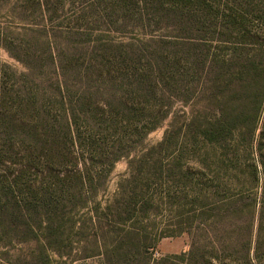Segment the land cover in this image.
I'll use <instances>...</instances> for the list:
<instances>
[{"label":"trees","instance_id":"1","mask_svg":"<svg viewBox=\"0 0 264 264\" xmlns=\"http://www.w3.org/2000/svg\"><path fill=\"white\" fill-rule=\"evenodd\" d=\"M244 1L0 0V48L24 69L0 63L16 242L76 228L102 264H264V6ZM176 104L189 115L131 157ZM181 234L186 252L154 258Z\"/></svg>","mask_w":264,"mask_h":264},{"label":"rangeland","instance_id":"2","mask_svg":"<svg viewBox=\"0 0 264 264\" xmlns=\"http://www.w3.org/2000/svg\"><path fill=\"white\" fill-rule=\"evenodd\" d=\"M255 1L258 3L259 9L264 6V0H254V2ZM243 2L245 1L243 0ZM241 4H243L241 6L243 7L246 3ZM0 20L3 23V18ZM157 34L175 36L177 35V30L170 27ZM0 63L9 66L13 71H24L23 67L10 58L9 55L1 48ZM181 111L186 112L187 115H189L190 108L184 107L181 104H176L166 120H164L157 129L148 134L142 147L136 149L135 152L132 153L131 157H135L143 149H148L159 143L163 138L164 132L171 124L178 126L183 119ZM127 174V160L121 159L114 165V168L108 178L105 192L99 193L96 200H102V202L110 200L117 191V184L119 180L122 177H126ZM164 187L165 189L167 188L166 186ZM161 191H164V188H161ZM155 193V190H149V195H153ZM166 214L167 213L163 215ZM2 220L3 221H0L3 222L2 230L8 238H4L3 241H0V264H102V259L95 256L96 249L94 244L90 241H85L84 234L86 232L84 233L76 228L72 230L67 228L63 231V235L59 238V240L56 241L48 239L46 242L44 241V243L42 241L38 243L34 241L18 243L14 240V235L9 227V224L5 222L7 219L3 218ZM157 221L159 222V219ZM161 222H164V219ZM163 226L164 225L158 226V230L152 233L154 235L160 234L161 229L159 228H163ZM189 246L190 239L186 234L173 237H163L157 243L154 250L156 255L153 256L154 258H158L160 256L179 255L180 253L186 252ZM46 257H48L49 260H47Z\"/></svg>","mask_w":264,"mask_h":264}]
</instances>
